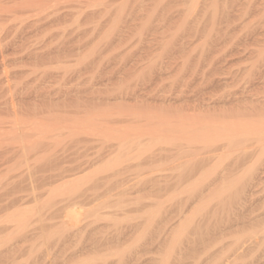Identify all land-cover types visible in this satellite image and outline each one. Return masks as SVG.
Listing matches in <instances>:
<instances>
[{
    "label": "rangeland",
    "instance_id": "obj_1",
    "mask_svg": "<svg viewBox=\"0 0 264 264\" xmlns=\"http://www.w3.org/2000/svg\"><path fill=\"white\" fill-rule=\"evenodd\" d=\"M197 1L0 0V264H264V0Z\"/></svg>",
    "mask_w": 264,
    "mask_h": 264
},
{
    "label": "bare ground",
    "instance_id": "obj_2",
    "mask_svg": "<svg viewBox=\"0 0 264 264\" xmlns=\"http://www.w3.org/2000/svg\"><path fill=\"white\" fill-rule=\"evenodd\" d=\"M115 1H116V0H115ZM176 1H177V0H176ZM182 1H183V0H182ZM198 1L201 2V0H198ZM198 1H197V2H198ZM220 1H221V0H220ZM222 1H224V0H222ZM231 1H232V0H230L229 2H231ZM239 1H240V0H239ZM242 1H243V0H242ZM246 1H247V0H246ZM256 1H257V0H256ZM173 2H175V1H173ZM190 2H191V1H190ZM193 2H194V0H193ZM202 2H203V1H202ZM202 2H201V3H202ZM216 2H218V1L216 0ZM227 2H228V1H227ZM236 2H237V0H236ZM249 2L251 3V1H249ZM170 3H171V2H170ZM176 3H177V2H176ZM176 3H174V4H176ZM219 3H220V2H219ZM225 3H226V2H225ZM231 3H232V2H231ZM246 3H247V2H245V4H246ZM250 3H247L248 6H249ZM196 4H197V3H196ZM199 4H200V3H199ZM203 4H204V3H203ZM222 4H223V3H222ZM233 4H234V3H233ZM238 4H239V3H238ZM192 5H193V4H192ZM210 5H211V4H210ZM210 5H209V6H210ZM231 5H232V4H231ZM240 5H241V4H240ZM242 5H244V4H242ZM263 5H264V4H263ZM189 6H190V5H189ZM194 6H195V4L193 5V7H194ZM197 6H198V5H197ZM228 6H229V5H228ZM235 6H236V5H235ZM244 6H247V5H244ZM253 6H254V5H253ZM261 6H262V5H260V7H261ZM5 7H6V6H5ZM190 7H191V6H190ZM202 7H203V5H202ZM205 7H206V6H205ZM205 7H204V9H207V8H205ZM215 7H216V6H215ZM217 7H218V3H217ZM217 7H216V8H217ZM219 7H220V5H219ZM225 7H226V6H225ZM225 7H224V8H225ZM230 7H231V6H230ZM242 7H243V6H242ZM249 7H250V6H249ZM249 7H247V8H249ZM251 7H252V6H251ZM6 8H7V7H6ZM195 8H196V6H195ZM197 8H198V7H197ZM238 8H240V7H238ZM243 8H246V7H243ZM252 8H253V7H252ZM261 8H262V7H261ZM8 9H9V7H8ZM190 9H191V8H190ZM222 9H223V8H222ZM227 9H228V8H227ZM232 9H233V8H232ZM232 9H231V11H232ZM241 9H242V8H241ZM255 9H257V8H255ZM263 9H264V6H263ZM1 10H2V8H1ZM214 10H215V9H214ZM217 10H218V9H217ZM220 10H221V9H220ZM225 10H226V9H225ZM244 10H246V9H244ZM5 11H7V9L4 10V13H5ZM194 11H195V10H194ZM206 11H207V10H206ZM206 11H205V13H206ZM229 11H230V10H229ZM262 11H263V10H262ZM7 12H8V11H7ZM203 12H204V11H203ZM212 12H213V10H212ZM246 12H247V11H246ZM10 13H11V12H10ZM210 13H211V12H210ZM217 13H218V12H217ZM230 13H232V12H230ZM1 14H3V13H1ZM65 14H66V13H65ZM69 14H70V12H69ZM69 14H68V15H69ZM199 14H200V12H199ZM203 14H204V13H203ZM243 14H245V13H243ZM243 14H242V17H243ZM247 14H248V13H247ZM249 14H251V13L249 12ZM249 14H248V15H249ZM8 15H9V14H8ZM14 15H15V14H14ZM59 15H60V14H59ZM62 15H63V14H62ZM217 15H218V14H217ZM263 15H264V14H263ZM64 17H66V16H64ZM61 18H62V17H61ZM242 19H243V18H242ZM262 78H263V77H262ZM263 104H264V103H263ZM187 121H188V120H187ZM187 121H186V122H187ZM212 122H213V121H212ZM212 122H211V124H212ZM239 122H240V121H239ZM249 122H250V121H249ZM188 123H189V122H188ZM188 123H187V124H188ZM215 123H217V122H215ZM243 123H245V122H243ZM246 123H248V122H246ZM250 123H251V122H250ZM194 124H195V121H194ZM196 124H198V123H196ZM196 124H195V126H196ZM203 124H204V123H203ZM205 124H206V123H205ZM209 124H210V123H209ZM218 124H220V122L217 123L216 125H218ZM227 124H229V123H227ZM232 124H233V123H231V126H232ZM179 125H180V124H179ZM184 125H185V124H184ZM188 125H189V124H188ZM192 125H193V124H192ZM192 125H191V126L189 125L190 127L188 128V131H189V130L192 131L191 129L194 127V126H192ZM201 125H202V124H199V125H197V126H199V128L201 127V128L203 129V131H204V128H205V127L207 128V126H206V125H202V126H204V128H203ZM212 125H213V124H212ZM214 125H215V124H214ZM214 125H213V126H214ZM216 125H215V126H216ZM220 125H221V124H220ZM222 125H223V126H222ZM222 125L220 126V129L218 128L219 130L216 129V130H213V131H215L216 133H218V132L220 133V131H221V133H223V132H225L226 129L228 130L229 127H226V128H225V127H224V124H222ZM244 125H245V124H244ZM244 125H242V124H237L236 122H234V124H233L232 127L236 126L237 129L240 128V129H238L239 132H238L236 129H235L236 131H233L232 128H231V126H230L231 129H230L229 131H233V133H234V132H237L238 136H241V137L243 136V139H244V138L255 139L254 137L252 138V136H255V135H256V136H259V137H260L261 135H264V122H260L257 126H256V124H255V127H254V122H253V125H252V123H251V124L249 125V127H247V125H245L246 128H244ZM251 125H252V126H251ZM172 126H173V125H172ZM180 126H181V125H180ZM218 126H219V125H218ZM241 126H242V127H241ZM184 127H185V126H184ZM186 127H187V126H186ZM181 128H183V127L181 126ZM190 128H191V129H190ZM194 128H195V127H194ZM201 128L199 129V131L201 130ZM210 128H211V126H210ZM212 128H213V127H212ZM84 129H85V128H84ZM170 129H171V127H170ZM183 129H184V128H183ZM233 129H234V128H233ZM161 130H162V129H161ZM173 130H174V128H173ZM197 130H198V127H196L195 130L193 129V131L190 132V133H188V135L190 134L189 136H192V134L194 133V131H195V133H196ZM205 130H209V131H210L211 129H205ZM217 130H218V132H217ZM227 130H226V132H227ZM166 131H169V130H166ZM188 131L186 130V133H187ZM222 131H223V132H222ZM229 131H228V132H229ZM157 132H158V131H157ZM163 132H164V131H163ZM228 132H227V133H228ZM176 133H177V132H176ZM178 133H179V132H178ZM199 133H200V132H199ZM203 133H204V132H202V134H203ZM205 133H207V131H206ZM211 133H212V132H211ZM219 133H218V134H219ZM229 133H231V132H229ZM156 134H157V133H156ZM161 134H162V132H161ZM161 134H160V135H161ZM208 134H209V132H208ZM218 134H215L214 137H215L216 135H218ZM223 134H224V133H223ZM223 134H221V135L223 136ZM173 135H174V134H173ZM197 135H198V134H197ZM204 135H205V134H204ZM204 135H203V136H204ZM219 135H220V134H219ZM219 135H218V136H219ZM224 135H226V134H224ZM158 136H159V135H158ZM161 136H162V135H161ZM170 136H172V135H170ZM185 136H186V135H185ZM189 136H187V137H189ZM194 136H195V137H194ZM203 136H202V137H203ZM205 136H206V135H205ZM205 136H204V137H205ZM208 136H211V137H212L211 134H209ZM229 136H230V134H229L228 136L226 135V136L222 137V139H225V140L230 141V142L233 141V139L230 138V137L232 136V134H231L230 137H229ZM234 136L237 137L236 135H234ZM140 137H141V136H140ZM140 137H139V138H140ZM142 137H143V136H142ZM155 137H156V136H155ZM162 137H165V136H162ZM166 137H167V136H166ZM166 137H165V139H167ZM198 137H200V136H198ZM206 137H207V136H206ZM216 137H217V136H216ZM232 137H233V136H232ZM261 137H264V136H261ZM139 138H138V139H139ZM151 138H153V137H150V139H151ZM156 138H157V137H156ZM170 138H173V137H170ZM193 138H194V140H195V138H196V134H195V135L193 134ZM200 138H201V137H200ZM218 138H219V137H218ZM218 138H216V139H218ZM233 138H234V137H233ZM237 138H238V137H237ZM140 139H141V138H140ZM173 139H174V138H173ZM180 139H187V142H188V143H187L186 146L190 147L191 143H190V141L188 140V138H183V137H182V138H179V141H181ZM201 139H202V138H201ZM201 139H200V141H201ZM204 139H205V138H204ZM216 139H215V141H218V140H216ZM220 139H221V137H220ZM239 139H241V138H239ZM256 139L258 140V143H259V142L262 143L263 140H264L263 138H261V139H263L262 142H261L260 139H258V138H256ZM125 140H126V139H125ZM125 140H124V141H125ZM155 140H157V139H155ZM158 140H159V139H158ZM160 140H162V139H160ZM160 140H159V141H160ZM176 140H177V139H176ZM197 140H198V138H197ZM205 140H206V139H205ZM205 140H204V141H205ZM208 140H212V141H214V138H208ZM245 140H246V139H245ZM259 140H260V141H259ZM138 141H139V140H138ZM164 141H165V140H164ZM167 141L170 142L171 139H170V140H167ZM185 141H186V140H185ZM191 141H192V140H191ZM222 141H223V140H222ZM234 141H235V138H234ZM120 142H121V141H119V144H120ZM139 142H140V141H139ZM172 142H173V140H172ZM172 142H170V143H172ZM183 142H184V141H182V144H183ZM192 142H193V141H192ZM207 142H208V141H206V143H207ZM136 143H137V142H136ZM136 143H133V145L136 144ZM157 143H159V142H157ZM162 143H163V140H162ZM180 143H181V142H180ZM180 143H179V145H180ZM185 143H186V142H185ZM194 143H196V141H195ZM198 143H201V142H199V140H198ZM203 143H204V142H203ZM206 143H205V144H206ZM227 143H228V142H227ZM232 143H233V142H232ZM263 143H264V142H263ZM121 144H122V143H121ZM164 144H167V143H164ZM211 144H213V143H211ZM228 144H229V143H228ZM126 145H127V144H126ZM177 145H178V144H177ZM179 145H178V146H179ZM183 145H184V144H183ZM193 145H194V144H193ZM203 145H204V144H203ZM203 145H202V146H203ZM120 146H121V145H120ZM127 146H128V145H127ZM130 146H131V145H130ZM175 146H176V145H175ZM199 146H200V145H199ZM199 146H198V147H199ZM121 147H122V146H121ZM121 147H118V148H121ZM200 147H201V146H200ZM206 147H207V146H206ZM262 147H263V146H262ZM125 148H126V147H125ZM125 148H124V146H123V149H125ZM130 148H131V147H130ZM180 148H182V146H181ZM263 148H264V147H263ZM121 149H122V148H121ZM177 149H178V147H177ZM203 149H204V148H203ZM117 150H118V149H117ZM119 150H120V149H119ZM119 150H118V151H119ZM182 150H184V149H182ZM120 151H122V150H120ZM179 151H180V149H179ZM117 156H118V155H117ZM117 156H115L116 158L113 159V161H112V160H111V161L114 162L115 160H117ZM117 161H119V159H118ZM119 162H120V161H119ZM109 163H110V162H109ZM119 164H120V163H119ZM119 164H118V162H117V165H119ZM110 165L112 166V163H111ZM110 165H109V166L107 165V166L110 167ZM115 166H116V165H115ZM113 167H114V166H113ZM76 175H78V173L75 174V176H76ZM74 178H75V177H74ZM75 180H76V179H75ZM75 180H74V182H75ZM81 181H82V180H81ZM81 181H80V182H81ZM64 182H66V181H64ZM72 182H73V181H72ZM74 182H73L72 185H74ZM77 183H79L78 180H77ZM77 183H76V184H77ZM67 184H68V183L66 182V183H63V185H59V186H63L64 189H65V188H67V187H65V186H67ZM79 185H80V184H79ZM75 186H76V185H75ZM63 187H61V188L58 187V189H60V191H61V189H62ZM69 188H70V186H69ZM69 188H68V189H69ZM71 188H73V186H71ZM68 189H67V190H68ZM76 189H77V188H76ZM54 190L57 191L56 188H55ZM73 190L75 191L74 188H73ZM52 191H53V190H52ZM56 191H55V192H56ZM70 191H71V189H70ZM61 192H62V193H65L66 190H65V192H63V189H62ZM69 193H70V192H69ZM51 194H52V193H51ZM57 194H58V193H57ZM60 194H61V193H60ZM71 194H72V193H71ZM53 195H54V194H53ZM20 206H21V205H17L16 207H20ZM76 208H77V207H76ZM17 209H19V208H17ZM14 211H16V210H14ZM14 211H13V212H14ZM28 212H29V211H27V213H21L20 215L18 214L16 218H15V215H14V216L12 215V217L14 218V222H15V224L18 225V226H21V227H22L24 224L26 225V216L28 217V214L31 213V210H30V213H28ZM67 214H68V216H67L66 219L72 224V227H74V228H75V227H78V225L76 226V224L79 223V220H80V219H79L80 216H81L80 211L78 212V211L75 209V207H74V208H72V211L68 212ZM12 217H11V218H12ZM9 218H10V217H9ZM10 220H12V219H10ZM27 220H28V219H27ZM80 221H81V220H80ZM11 222H12V221H11ZM66 224H67V223H66ZM73 225H74V226H73ZM18 226H17V228H18ZM69 226H71V225H69ZM21 227H20V228H21ZM20 228H19V229H20Z\"/></svg>",
    "mask_w": 264,
    "mask_h": 264
}]
</instances>
